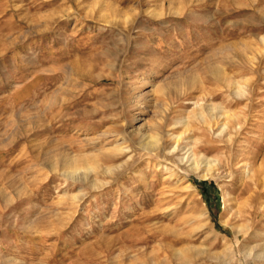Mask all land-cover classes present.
I'll use <instances>...</instances> for the list:
<instances>
[{
  "label": "rangeland",
  "instance_id": "rangeland-1",
  "mask_svg": "<svg viewBox=\"0 0 264 264\" xmlns=\"http://www.w3.org/2000/svg\"><path fill=\"white\" fill-rule=\"evenodd\" d=\"M263 247L264 0H0V264Z\"/></svg>",
  "mask_w": 264,
  "mask_h": 264
},
{
  "label": "bare ground",
  "instance_id": "bare-ground-1",
  "mask_svg": "<svg viewBox=\"0 0 264 264\" xmlns=\"http://www.w3.org/2000/svg\"><path fill=\"white\" fill-rule=\"evenodd\" d=\"M126 139V138H125ZM149 143V142H148ZM152 143H150V145H151ZM69 167H70V165H69ZM80 172V169H77V171H76V168H73V169H68V173H70L71 175H73V176H75L76 175V173L78 174ZM255 257L254 258H261V259H264V247L263 248H261V250H259L255 255H254Z\"/></svg>",
  "mask_w": 264,
  "mask_h": 264
},
{
  "label": "trees",
  "instance_id": "trees-1",
  "mask_svg": "<svg viewBox=\"0 0 264 264\" xmlns=\"http://www.w3.org/2000/svg\"><path fill=\"white\" fill-rule=\"evenodd\" d=\"M199 184H200L202 187H204L205 184H206V182H205V181H202V182H199Z\"/></svg>",
  "mask_w": 264,
  "mask_h": 264
}]
</instances>
